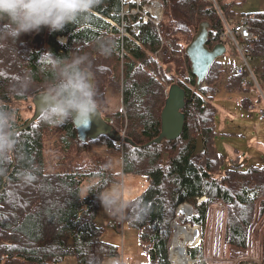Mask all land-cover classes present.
Returning a JSON list of instances; mask_svg holds the SVG:
<instances>
[{
    "label": "trees",
    "instance_id": "trees-1",
    "mask_svg": "<svg viewBox=\"0 0 264 264\" xmlns=\"http://www.w3.org/2000/svg\"><path fill=\"white\" fill-rule=\"evenodd\" d=\"M161 1L164 17L158 27L140 22L134 28L130 22L136 17H125L130 38L123 40L109 23L121 24L120 0H101L87 22L67 24L61 31L46 27L40 44L41 30L24 34L17 42H0V48L5 43L8 46L0 51V107L14 111L13 131L24 128L34 113L33 97L54 81L49 61L87 55L102 118L109 125L113 122L110 126L118 136L124 132L131 141L125 142L121 152L123 175L143 177L147 183L145 191L125 207L123 221L137 232L148 264H171L170 224L185 203L191 205L193 215L181 225L199 227L202 236L211 205L221 203L227 214L224 244L232 255L243 258L256 213L264 226V167L244 169L247 161L241 165L239 156L223 159L215 147L214 98L223 85L226 93H240V103L248 110L250 88L231 75L236 63L221 59L197 86L184 53L204 22L209 24L207 46L217 45L222 32L219 12L224 17L237 15L234 6L242 0ZM254 16L259 19L256 24L264 28V13ZM60 37L66 38L64 45L58 43ZM102 39L112 42L111 55L97 51L96 41ZM161 41L169 46H163L159 55ZM252 55L260 60L255 71L264 83V35L253 45ZM25 73L31 75L32 86L17 94L14 82ZM171 85L185 91L182 134L173 142L147 146L160 135L161 112ZM109 93L120 96L121 109L103 116ZM26 103L31 109L27 117L20 110ZM14 136L15 148L7 160H0V264H59L69 256L78 264H102L108 257H119L117 249L102 241V230L95 223L101 203L97 194L115 181L114 176L102 161L80 158L91 146L111 147L115 141L101 136L81 143L72 120L51 126L41 116ZM198 136L203 151L194 155ZM46 142L53 152L48 162L51 169L46 167ZM89 188L92 192L82 198ZM201 198L205 201L198 204ZM256 237L264 264V230H257ZM187 254L197 260L194 264H208L201 246L188 249Z\"/></svg>",
    "mask_w": 264,
    "mask_h": 264
},
{
    "label": "rangeland",
    "instance_id": "rangeland-1",
    "mask_svg": "<svg viewBox=\"0 0 264 264\" xmlns=\"http://www.w3.org/2000/svg\"><path fill=\"white\" fill-rule=\"evenodd\" d=\"M234 11L237 14L244 15L264 13V0H242L239 5L234 6ZM126 23L127 22L125 21V24ZM130 23H132V26L135 28V23ZM117 30L119 31V36L121 38V32L119 29ZM128 38H130V36ZM41 40L42 38L40 39V43ZM167 44L168 43L161 41L162 46H167ZM225 49V55L219 59L237 63L238 60L236 56L232 54L229 44H226ZM250 65L251 67L256 68L257 66H260V60L254 59ZM229 78L230 75L226 76L225 80H228ZM262 85L264 87L263 82ZM223 88V85L219 86L218 93L214 98V107L217 111L215 116V127L217 131L215 147L225 161L235 159L239 156L241 159V165H244V160H246L247 162L243 166L244 169L251 166L259 168L264 167V119H261L257 115V110H246L242 107L240 103L242 95L240 93L236 92L229 94L226 93ZM106 102L107 107L103 111V116L109 113H115L121 109V98L117 94H107ZM24 106H26V109L23 108ZM20 110L26 117L31 113V109L28 108V103L21 105ZM45 144L46 167L47 169H51L53 166L48 164V162L50 160V155L53 154V152L50 149V142H46ZM118 146V142H114V146L111 147L107 145L91 146L88 148L86 154L80 156V158L85 162L100 160L104 163L109 173H111L115 179V181H113L107 188L121 186L122 199L127 206L132 199L141 195L145 191L147 183L143 177L130 174L123 175L122 150ZM220 205L224 208L221 203L213 204L214 207L211 205L212 210H209L203 236L198 227L200 236L199 245L202 247L203 253L207 252L209 255L212 254L213 257L218 256L223 250L224 258L226 255L232 260L241 258L243 255L237 254L240 257L232 255V250L226 244L223 248L220 245L222 238L224 239L226 222V217H224L221 208H219ZM124 210L118 214L110 215L104 212L101 203L97 209L95 223L102 230V241L113 246L120 254L119 257L114 256L106 258L102 264H116L117 261L119 264H148V254L146 250L139 245L137 232L123 221L122 224L118 225L119 221L121 222V216ZM214 210L216 211L214 212ZM256 214L250 228L248 246L251 245L254 240H258V238L253 236V233L257 230L258 232L264 230L263 219L257 220ZM171 230L172 236H174V229L171 228ZM172 236L168 245L170 262L171 242L174 238ZM59 264L78 263L73 256H69ZM237 264L256 263L252 260H248Z\"/></svg>",
    "mask_w": 264,
    "mask_h": 264
},
{
    "label": "clouds",
    "instance_id": "clouds-1",
    "mask_svg": "<svg viewBox=\"0 0 264 264\" xmlns=\"http://www.w3.org/2000/svg\"><path fill=\"white\" fill-rule=\"evenodd\" d=\"M100 3L101 0H0V42H17L24 34L39 33L42 27L61 31L67 24L87 22ZM7 47L5 43L0 51ZM96 49L100 55H111L112 42L97 40ZM49 64L53 65L54 81L40 97L42 119L51 126L62 125L68 120L91 121L99 105L90 82L89 57L77 55L71 59L51 60ZM32 83L31 75L25 73L17 77L13 91L22 94ZM14 123V111L0 107V160H7L15 148ZM29 178L34 177L29 175ZM90 192L91 188L83 191L82 198ZM97 195L107 214H118L126 207L121 186L105 188Z\"/></svg>",
    "mask_w": 264,
    "mask_h": 264
},
{
    "label": "built area",
    "instance_id": "built-area-1",
    "mask_svg": "<svg viewBox=\"0 0 264 264\" xmlns=\"http://www.w3.org/2000/svg\"><path fill=\"white\" fill-rule=\"evenodd\" d=\"M131 4L132 7L130 9L124 7V11L121 13V18H122L121 24L119 26H114L120 30L121 40H123V38L125 37H129L125 28V21H124L125 17H136V21H132L133 23H135V26L140 22L143 24L151 22L156 27L160 24V22L164 17V6L161 0H133ZM219 15L222 23V32L220 34L219 37L220 42L218 44H222L224 47L226 46V44H229L232 54L235 55L238 60V62L235 64L232 70L231 75L239 77L241 82L245 86H248L250 88L249 98L252 101V103L248 105V110H257L256 111L257 115L261 119H264V87L262 85V81L257 77L255 68L251 67L250 65L251 62L254 60V57L252 55V47L255 43H257L260 40L261 35H264V28L256 24V22L259 21V19L254 15L237 14L230 17H224L220 12ZM162 49L163 46L161 45V48L159 49L157 54L160 55ZM112 123L113 122L110 121V124ZM124 144H125V134L124 132H121L118 147L121 150H123ZM204 201L205 198H201L197 200V203L201 204ZM211 207H210V211L212 210ZM219 208H221L222 210L221 212H223L224 217H226L227 215L226 210L221 205ZM215 211L216 210H214V212ZM192 215H193V210L191 205L187 203L180 205L176 211V216L174 220L170 224V227L174 229L175 226L181 225V221L183 219L191 218ZM122 221H123V214L121 216V224ZM182 227H193V226L187 225ZM193 228L198 229V227L195 226ZM256 235H257V231L253 233V236L256 237ZM220 245L222 248L225 245L223 238L221 240ZM197 246L200 247L199 244ZM203 259L208 264H237L242 261H248V260H252L256 264H262L261 243L260 240H254V242L251 245H249L247 256L243 258H237L232 260L229 259L227 255L224 258L223 250H222L220 254L215 257H213L212 254L209 255L207 252H204Z\"/></svg>",
    "mask_w": 264,
    "mask_h": 264
},
{
    "label": "water",
    "instance_id": "water-1",
    "mask_svg": "<svg viewBox=\"0 0 264 264\" xmlns=\"http://www.w3.org/2000/svg\"><path fill=\"white\" fill-rule=\"evenodd\" d=\"M6 22V21H5ZM46 27H42L38 37V44L44 35ZM209 35V24L201 23L197 32L193 35L190 43L185 48V55L190 62L191 74L196 77L197 86L205 79L212 64L219 58L225 55L226 49L222 44L215 45L212 49L207 46ZM90 77V82L93 85V79ZM41 94L33 97L32 104L34 107L33 116L30 118L24 128L13 131V133L27 129L34 123L42 112V105L40 102ZM185 107V91L178 85H171L168 89L166 101L161 112V129L160 135L149 142L147 146L152 144H161L162 141L173 142L177 140L183 131L185 116L182 113ZM75 127L77 137L81 143L87 141H95L101 136H106L115 142L120 140L116 131L102 118L100 111L91 119V121L72 120ZM125 142L131 144L130 140L125 139ZM203 151L202 138L198 136L196 141L195 153L197 155ZM165 158V157H164ZM245 163V161H244ZM243 163V164H244ZM194 264L196 261L191 260Z\"/></svg>",
    "mask_w": 264,
    "mask_h": 264
},
{
    "label": "bare ground",
    "instance_id": "bare-ground-1",
    "mask_svg": "<svg viewBox=\"0 0 264 264\" xmlns=\"http://www.w3.org/2000/svg\"><path fill=\"white\" fill-rule=\"evenodd\" d=\"M132 1L133 0H120L122 6L121 13L124 11V7H127L128 9L132 7L131 4ZM109 23L113 26H119L118 24L112 21H109ZM57 41L59 44L64 45L66 43V38L60 37L57 39ZM167 46H169V43L167 44ZM173 237L174 238L171 243V249H170V260L172 264H193L187 254V250L199 244L200 236L198 229L193 227H182V225H177L174 227Z\"/></svg>",
    "mask_w": 264,
    "mask_h": 264
}]
</instances>
